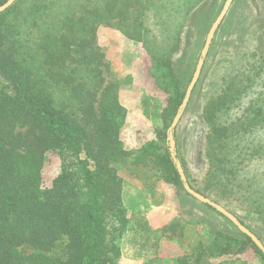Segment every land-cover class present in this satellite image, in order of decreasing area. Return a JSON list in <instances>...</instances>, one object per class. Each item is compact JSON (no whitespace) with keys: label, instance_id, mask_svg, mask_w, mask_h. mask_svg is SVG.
Here are the masks:
<instances>
[{"label":"trees","instance_id":"obj_1","mask_svg":"<svg viewBox=\"0 0 264 264\" xmlns=\"http://www.w3.org/2000/svg\"><path fill=\"white\" fill-rule=\"evenodd\" d=\"M7 1L0 0V7ZM44 1L26 8L24 25L33 27L30 20L49 10L50 2L44 6ZM13 9L0 14V77L7 81L0 89V264H118L115 240L128 219L123 181L114 165H124L152 187L155 175L143 163L154 157L164 179L183 188L170 149L138 155L124 149L119 134L127 111L118 85L106 84L102 75L106 63L96 45L95 24L67 14L55 28L56 20L47 25L46 44L39 45L41 57L24 42L22 55L7 21ZM261 60L259 67L235 75L204 109L207 176L226 193L235 194L240 187L242 165L255 157L264 160V144L243 141L256 129L264 130V52ZM255 85L260 90L242 114L226 118ZM185 93L170 98L165 115L173 119ZM167 130L168 126L157 131L163 141ZM49 151L59 152L62 172L43 188L41 172ZM208 189L197 192L220 203L221 196L205 194ZM253 212L264 214V208L258 204ZM261 220L264 223V216ZM142 230L154 233L156 248L164 230H152L148 223ZM192 231L194 259L180 264H247L239 256L251 248L264 260L244 234L235 238L215 232L213 243L206 245L199 232ZM220 239L222 245L217 243Z\"/></svg>","mask_w":264,"mask_h":264},{"label":"rangeland","instance_id":"obj_2","mask_svg":"<svg viewBox=\"0 0 264 264\" xmlns=\"http://www.w3.org/2000/svg\"><path fill=\"white\" fill-rule=\"evenodd\" d=\"M48 1L49 10L45 14L42 11L37 20H30L33 27L23 24V19L28 17L26 8L33 3L42 5L41 0H16L9 8L14 9L7 21L22 55L24 42L33 53L38 49L41 57L40 44H46L47 25L56 20L55 28L67 14L74 16L75 21L85 19L87 25L95 24L96 45L106 63L102 66V75L106 84L118 85L120 103L127 111L119 134L124 149L137 155L143 150H164L165 146L170 149L168 140L163 141L157 131L166 126L169 130L179 114L183 101L173 119L172 115H165L169 100L177 93L186 92L190 85L207 36L226 0H45L44 6ZM76 34L89 36V32ZM263 52L264 0H233L215 33L199 81L171 137L191 188L197 191L207 187L206 195L221 196L219 204L243 221L264 243L261 220L264 214L253 212L258 204L264 208V160L255 157L240 167V187L235 188V194L219 189L207 176V125L203 118L205 107L235 75L261 65L262 60H258ZM5 84L7 81L0 77V89ZM259 90L256 85L250 89L243 96L242 104L233 107L226 118H238ZM243 141L264 144V130L256 129ZM144 162L156 178L152 187H146L132 176L124 165H114L123 181V206L128 219L115 240L120 249L118 264L190 261L192 230L199 232L206 245L213 243L215 232L243 237L230 220L188 195L184 185L181 188L168 183L154 157L149 156ZM61 172L59 152L49 151L41 172L42 187H50ZM144 223L152 230H164L156 248L153 247L154 233L145 234L142 230ZM223 242V239L217 241L218 245ZM240 256L247 261L262 258L252 248Z\"/></svg>","mask_w":264,"mask_h":264},{"label":"water","instance_id":"obj_3","mask_svg":"<svg viewBox=\"0 0 264 264\" xmlns=\"http://www.w3.org/2000/svg\"><path fill=\"white\" fill-rule=\"evenodd\" d=\"M16 0H8L4 5H2L0 7V14L5 12L7 9H9ZM233 3V0H226V3L223 6L222 11L220 12L218 18L216 19V21L214 22L208 36H207V40L202 52V56L198 62L196 71L193 75V78L190 82V85L188 86L187 90H186V94H185V98L183 100L182 106L180 108V112L179 114L174 118L168 132H167V140L171 146L170 148V153H171V157L177 167V170L179 172V175L181 177V180L183 182L184 185V189L185 191L191 195L192 197H194L196 200H198L199 202L208 205L209 207L215 209L218 213H220L221 215H223L224 217H226L228 220H230L244 235L250 237L252 239V241L255 243V245L262 251L263 256H264V243L260 240V238L254 234L249 228H247L238 218L237 216H235L232 212H230L229 210H227L224 206H222L221 204L213 201L212 199L206 197L205 195L195 191L193 188H191V186L189 185L185 172L183 170V167L181 165V163L179 162L178 158H177V152H176V143L174 141V139L171 137L172 132L176 129L180 118L191 98V95L193 93V90L197 84V82L199 81V78L201 76L202 73V69L203 66L205 64V59L208 55V52L210 50L212 41L215 37V33L217 31V29L219 28V26L221 25V23L223 22V20L225 19L231 5Z\"/></svg>","mask_w":264,"mask_h":264},{"label":"crops","instance_id":"obj_4","mask_svg":"<svg viewBox=\"0 0 264 264\" xmlns=\"http://www.w3.org/2000/svg\"><path fill=\"white\" fill-rule=\"evenodd\" d=\"M239 258L242 259V260H245V259L242 258L241 256H239ZM245 261L247 262V264H264V260H263V258H260V257H259V258L257 257V258H255V259L252 260V261H251V260H250V261H249V260H248V261L245 260Z\"/></svg>","mask_w":264,"mask_h":264}]
</instances>
